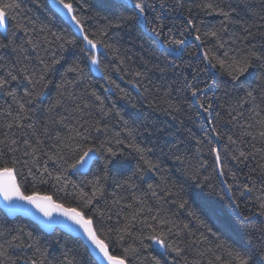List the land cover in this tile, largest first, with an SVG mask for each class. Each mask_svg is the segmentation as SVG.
Wrapping results in <instances>:
<instances>
[{
  "label": "trees",
  "instance_id": "16d2710c",
  "mask_svg": "<svg viewBox=\"0 0 264 264\" xmlns=\"http://www.w3.org/2000/svg\"><path fill=\"white\" fill-rule=\"evenodd\" d=\"M4 2L19 8L8 10L7 34H0V80L7 81L0 89V167L15 162L21 191L92 217L111 253L135 249L130 264H226L228 250L264 264V216L257 214L264 202V91L257 76L264 69L233 81L196 57L199 45L220 58L250 48L264 54V0H143L147 31L125 0H64L73 6L77 31L50 0ZM208 3L232 12L221 41L203 36L223 19L210 14ZM196 28L202 40H188L178 57L150 36L178 52L172 41L195 36ZM84 35L98 41L95 49ZM41 74L36 100L25 94L33 85L24 76ZM217 147L231 199L217 171ZM89 148L95 159L83 173L77 158ZM33 261L97 264L79 239L57 229L45 233L0 210V264Z\"/></svg>",
  "mask_w": 264,
  "mask_h": 264
},
{
  "label": "snow or ice",
  "instance_id": "6c2138e0",
  "mask_svg": "<svg viewBox=\"0 0 264 264\" xmlns=\"http://www.w3.org/2000/svg\"><path fill=\"white\" fill-rule=\"evenodd\" d=\"M60 4L63 5V8L67 9L69 13L73 11V6L71 3H65L64 0H58ZM150 7V5H149ZM206 8L211 10V13H214L218 16L223 17L219 27L213 29L212 31L204 32V37H213L217 41H221L220 33L226 32L227 28L225 27L226 24L231 23V16L232 12L231 10H226L225 8L219 6V5H213L212 3H208L205 5ZM19 8V4L16 3H6L4 0H0V27H3L6 22L9 15L8 10L9 9H16ZM134 9L138 10L137 12V18H140L144 15L146 6L143 3V0H136L134 4ZM75 19V17H73ZM187 19L188 25H193L192 19ZM79 23V21H77ZM81 31L83 32V28H81ZM157 36H160L161 33L156 31V29L152 30ZM245 31L247 32L248 29L246 28ZM195 36L194 39L196 41L202 40V35L200 34V29H195ZM183 35V33H181ZM189 35H192L191 32H189ZM84 41L92 48L95 49L97 47L98 41H95L93 39H90L88 35H84L83 37ZM172 43L175 45L182 47L185 43L182 39H176L173 40ZM220 47H224V44L221 42L219 44ZM225 58L218 57L213 50L209 49L208 51H205L203 53V58L205 61H207L208 66H210L212 69H216L217 66L228 76L231 77L233 81H241V77H245L246 74L250 73L251 69H264V54L258 53L257 51L253 49H248L246 53L239 55V56H229L228 52L226 51L224 53ZM54 63H59V61H54ZM91 63L93 65L98 64L97 58L93 55L91 57ZM78 65L74 68H69L68 71H78ZM45 71H47V66L45 68ZM12 80H17L18 77L16 75H11ZM213 77V83H215L214 74H211ZM24 79L28 81L29 84L33 85V91L31 93L26 92V95H31L34 97V99L39 100L40 96L42 95V87L44 82V75L41 74L38 79L33 78V76L25 75ZM257 80L259 81L258 87L264 91V71H260L259 75L257 76ZM7 83L6 80H0V89L4 88L5 84ZM37 85H40L41 87L37 88ZM242 86V82H241ZM10 95L14 96V93H9ZM95 95V93H93ZM192 96L197 97V90L192 91ZM248 97H253V92L248 91L247 92ZM96 99H100L99 96L96 97ZM31 102V101H30ZM201 108H205L204 104H200ZM211 105H207V108L205 110L211 109ZM21 110L24 109V105H20ZM261 126L264 128V121H261ZM260 136L262 139H264V131L260 132ZM230 142H234L231 140V137H229ZM94 149L89 148L87 151L83 152L82 155H80L77 158V164L83 165L86 163V158L89 157V153L93 152ZM111 151V149H109ZM137 151H141L140 149H137ZM213 151H216L213 149ZM241 156L244 155L243 152L240 154ZM143 158V157H142ZM217 161L219 162V155H217ZM15 162H13V166H4L0 167V196L3 197L5 201H12L14 198L26 201L27 203L33 205L35 208H37L40 212L43 213L44 216H50L52 210H57L60 212L61 215L66 216L69 220H71L74 224L78 225L81 229H83V233L87 236L88 240L91 242L92 245L95 246L96 249L99 250V253L102 254V257L105 261H107V264H130L129 259V253L131 252L133 255L135 254V249L130 248H124L122 255H116L110 252L109 249V243L98 233V231L93 226V219L90 216H86L85 213L82 211H78L75 208H64L60 204H54L53 200L49 196H38L36 194L33 195H25L20 190V186L17 183L16 180V169L14 167ZM77 164H73L72 167L76 168ZM145 164L148 165L149 170L154 167L150 161L145 160ZM59 179V177H57ZM151 187V185H149ZM247 187L245 188V191H249ZM90 203V201H89ZM180 207H184L183 204L180 205ZM260 216H264V202L260 203V211L257 213ZM127 227V226H126ZM122 239V237H121ZM148 239L152 240L155 244L159 245L161 248H171L173 251L177 252V255H179V250L176 248H172V245L168 244L166 245L165 240L161 239L159 236H149ZM220 247H223V245H220ZM227 255L231 258L229 261L226 262V264H250L252 257L248 255L247 253L241 252L240 250H228ZM33 264H36V261H33ZM43 264V262H41ZM69 264H71V261H69ZM158 264V262H157Z\"/></svg>",
  "mask_w": 264,
  "mask_h": 264
},
{
  "label": "water",
  "instance_id": "95a60500",
  "mask_svg": "<svg viewBox=\"0 0 264 264\" xmlns=\"http://www.w3.org/2000/svg\"><path fill=\"white\" fill-rule=\"evenodd\" d=\"M125 2L128 4L129 7L134 9L135 3L133 2V0H125ZM49 4H50L51 9L56 14H58L64 21H66L74 30L77 31L79 29V26L76 22V19H73V17H74L73 11L71 13H69L67 11V9L63 8V5L60 4L58 2V0H50ZM134 10L136 12H138V10H136V9H134ZM141 19H142L143 29L145 31H147L145 15L141 16ZM7 26H8V18H7L6 24L3 27H0V34L2 36H5L7 34ZM150 36L159 44L160 48L162 50H164L168 55H170L172 57H178L182 53L183 46L180 47L178 52H173L169 47H167L156 36H154L152 34H150ZM190 39L195 40L194 36H189L185 40V43ZM196 57L200 58L204 62L205 66L208 67L207 61H205L203 58V52H202L200 45H199V52L197 53ZM210 72H211V74H214V77H215V73L212 71H210ZM200 112L204 118V115H203L201 110H200ZM205 121L207 122L209 128H211L210 123L207 121V119H205ZM217 152H218V147L216 148V151L214 152V154L216 156L217 171H218L220 180L222 181L223 189H224L225 193L231 199L230 191L227 188V186L225 185V183L223 182L220 163L217 161ZM94 159H95V155L93 153H89V157L86 158V163H84L82 166L78 164V170H80L83 173L87 172L89 166L92 164ZM36 195L41 196V197L46 196V195H39V194H36ZM52 200H53V198H52ZM53 202H54V204H60L54 200H53ZM60 205H62V204H60ZM62 206L64 208H69V207H66L64 205H62ZM0 210L10 219H13L15 217H22L24 219L31 221L32 223L37 225L45 233H52L54 230L57 229V230H60L61 232L65 233L71 237L79 239L84 244V246L87 248L89 254L92 256V258L95 260V262L97 264H107V261H105L103 259L102 254L99 253V250L96 249L95 246L91 244V242L88 240L87 236L83 233V229H81L78 225L74 224L66 216L61 215L59 211L52 210L50 216H44L42 212H40L37 208H35L33 205L27 203L26 201L14 198L12 201L9 202V201H5L2 196H0ZM255 217H258V215Z\"/></svg>",
  "mask_w": 264,
  "mask_h": 264
},
{
  "label": "rangeland",
  "instance_id": "374dc122",
  "mask_svg": "<svg viewBox=\"0 0 264 264\" xmlns=\"http://www.w3.org/2000/svg\"><path fill=\"white\" fill-rule=\"evenodd\" d=\"M91 67H92V69H93L94 72L97 73V72L99 71L97 65H93V64L91 63Z\"/></svg>",
  "mask_w": 264,
  "mask_h": 264
}]
</instances>
